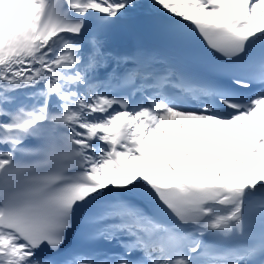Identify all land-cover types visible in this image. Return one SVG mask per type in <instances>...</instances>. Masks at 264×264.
Instances as JSON below:
<instances>
[{
	"label": "snow or ice",
	"instance_id": "snow-or-ice-1",
	"mask_svg": "<svg viewBox=\"0 0 264 264\" xmlns=\"http://www.w3.org/2000/svg\"><path fill=\"white\" fill-rule=\"evenodd\" d=\"M0 264H264V0H0Z\"/></svg>",
	"mask_w": 264,
	"mask_h": 264
}]
</instances>
